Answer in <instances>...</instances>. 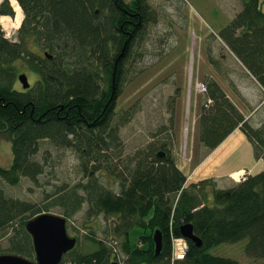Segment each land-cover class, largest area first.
Returning <instances> with one entry per match:
<instances>
[{"label": "trees", "instance_id": "obj_1", "mask_svg": "<svg viewBox=\"0 0 264 264\" xmlns=\"http://www.w3.org/2000/svg\"><path fill=\"white\" fill-rule=\"evenodd\" d=\"M17 2L25 14L17 41L6 39L0 25V135L9 139L13 154L9 167L0 166V241L7 230L12 233L7 252L34 258L32 238L25 228L27 221L49 213V207L55 206L62 207L70 218L87 204L88 218L100 214L118 217L114 232L123 238L125 264H241L209 251L242 241H246L249 259L264 260V170L226 189H217L212 180L189 183L172 157L170 143L150 147L149 155L138 156L126 172L108 167L114 164L112 152L122 147L119 128L132 116L126 111L129 117L114 120L123 70L148 22L147 1ZM241 2V11L232 21L218 36L211 34L208 38L213 42L219 38L264 90L262 2ZM14 16L9 0H4L0 17ZM41 51L52 59L41 55ZM209 60L220 70V63L210 56ZM17 63L27 65L39 78L27 91L13 86ZM205 99L197 119L198 142L213 151L239 128L252 144L255 158L264 161V122L253 127L214 79L207 81ZM209 99L212 103L206 107ZM41 140L79 153L84 173L83 180L66 187L65 194L57 196L45 210L7 198L2 187L3 182L16 185L20 175L35 181L43 174L44 166L32 160ZM157 149L166 150V156L159 158ZM118 156H122L121 151ZM103 170L117 175L121 189L118 194L99 182L96 174ZM184 224L193 225L202 246L187 240L185 259L172 261L173 239L182 238L180 229ZM135 227L150 231L140 236L145 248L131 244ZM156 231L163 234L159 255H155ZM94 242L97 251L89 255L69 252L60 264L117 261L107 245L96 239Z\"/></svg>", "mask_w": 264, "mask_h": 264}, {"label": "rangeland", "instance_id": "obj_2", "mask_svg": "<svg viewBox=\"0 0 264 264\" xmlns=\"http://www.w3.org/2000/svg\"><path fill=\"white\" fill-rule=\"evenodd\" d=\"M10 1L15 18L0 17V25L5 38L16 42L25 14L19 3L18 6L16 5V0ZM146 1L150 7L148 22L145 24L141 38L133 45L123 70L114 120L122 121L121 117H129L124 114L126 111H130L132 116L119 128L122 147L112 152L114 164L108 167L126 172L129 166H133L130 163H133L138 156L146 158L149 155L150 147L159 148L163 143H170L171 154L177 167L189 174L212 152L198 142L197 119L201 105L206 102V94L197 91L195 86L200 83L207 87V81L213 79L210 76L223 80V75L218 74V70L210 64L207 50L209 47L216 49L214 57L220 63L221 71L227 72V69L231 71L239 68L225 46L219 40L213 42L208 37L211 31L220 32L230 23L236 13L241 11L242 2L241 0ZM261 2L264 10V0ZM43 53L44 51H41V55ZM17 67L14 88L21 92L27 91L18 80V75L22 73L27 74L30 84L35 86L38 76L24 63H17ZM177 90H179L178 94ZM260 117L259 114L256 119ZM231 145L229 144L228 147ZM39 147L38 154L32 157V160L44 166L43 174L35 181L20 175L16 185L3 182L2 187L7 198L29 202L45 210V207H48L57 196L65 194L66 187L71 188L83 180V162L79 153L73 149L56 147L48 140H41ZM157 150L166 152L163 149ZM119 151L121 157L118 156ZM220 155L221 152L207 164V167L215 165ZM12 162L11 142L0 135V166L9 167ZM93 164L95 163L91 166ZM237 165L244 166L247 170L252 168L254 174L264 170V167L256 166L253 149L248 144L243 146L240 156L225 161L217 169L219 171L215 172V176ZM201 173L196 174L193 181L201 178ZM96 176L105 188L116 194L120 192V180L117 175L103 170L97 172ZM210 188L211 184L207 186V189ZM87 209L88 205L83 204L70 218L66 217L64 209L59 206L49 207L48 211L67 219L69 236L78 240L76 248L72 250L75 254L89 255L97 251L98 246L94 242L96 239L102 241L111 251L114 246L118 250L119 257L125 259L122 250L123 238L114 232L118 217L100 214L88 218ZM149 233L148 229L135 227L130 235L131 244L145 248L141 237ZM11 234V230H7L0 241L2 253H8V239ZM245 245L246 241L223 244L209 252L214 256L242 261L247 257ZM31 260H35V256ZM246 261L244 260L243 264H248ZM251 264H264V260L253 261Z\"/></svg>", "mask_w": 264, "mask_h": 264}, {"label": "crops", "instance_id": "obj_3", "mask_svg": "<svg viewBox=\"0 0 264 264\" xmlns=\"http://www.w3.org/2000/svg\"><path fill=\"white\" fill-rule=\"evenodd\" d=\"M210 34L218 36L219 32L211 31ZM218 40L224 45V43L219 38ZM225 48L228 50L226 46ZM228 52L235 59V61L237 62L236 64L237 66H239V68L237 70L231 71L227 69V72L218 70V74L223 75V80L215 78L213 76L210 77H212L220 84L229 99L244 115L245 120L249 121V123L253 127L258 128L264 122V90L255 80V78L249 74V72L245 69L241 62L229 50ZM207 54L212 58V60H214L215 63H219L214 57V54H216V49L214 47H209V49L207 50ZM229 67H232V65H229ZM259 114L261 115V117L259 119H256ZM229 144H232L231 147H228ZM248 144L253 149V146L248 141L246 135L239 128L236 129L214 151L210 152L206 157H204V159L193 168L191 173L188 174L187 172L183 171L184 175L187 177V182L197 183L204 180H212L218 189H226L238 183L231 179V175H233L234 173L247 172L249 176L254 175L252 168L247 170L244 166L237 165L227 171H223V174L215 176V172L219 171L217 169H219L225 161L230 160L232 157L240 156L241 149L244 145L248 146ZM220 152L221 155L217 159L215 165H212V167H207V164L211 162L214 157ZM255 164L256 166L259 165L262 168L264 167L263 160H257L255 158ZM200 172H202L201 178L197 179V181H193L195 175ZM244 260H247L246 263L248 264L253 263L252 259L246 257V259L240 261L241 264H243Z\"/></svg>", "mask_w": 264, "mask_h": 264}, {"label": "water", "instance_id": "obj_4", "mask_svg": "<svg viewBox=\"0 0 264 264\" xmlns=\"http://www.w3.org/2000/svg\"><path fill=\"white\" fill-rule=\"evenodd\" d=\"M46 57L52 59L47 52ZM18 80L24 90L31 88L28 76L25 73L18 75ZM115 83V78L114 81ZM165 152L158 153L159 158H164ZM26 231L32 238L35 260L14 253L0 254V264H60L63 257L77 246V239L69 236L67 231V219L55 214L42 213L28 220L25 225ZM181 236L192 241L197 246L202 241L194 233L193 225L184 224ZM155 255H159L163 247V234L160 231L154 233ZM111 264H119L113 261Z\"/></svg>", "mask_w": 264, "mask_h": 264}, {"label": "built area", "instance_id": "obj_5", "mask_svg": "<svg viewBox=\"0 0 264 264\" xmlns=\"http://www.w3.org/2000/svg\"><path fill=\"white\" fill-rule=\"evenodd\" d=\"M197 91L201 92V93H206L207 92V88L205 85L203 84H197L196 86ZM212 103L211 100H208L207 105H210ZM236 175H233L232 178L235 179ZM242 180H245V177H242ZM187 251H188V247L186 245V243L182 240H178L175 244H174V249H173V260H183L185 259L186 255H187ZM114 254L117 255L118 251L116 249H114ZM68 264H71L70 262Z\"/></svg>", "mask_w": 264, "mask_h": 264}, {"label": "bare ground", "instance_id": "obj_6", "mask_svg": "<svg viewBox=\"0 0 264 264\" xmlns=\"http://www.w3.org/2000/svg\"><path fill=\"white\" fill-rule=\"evenodd\" d=\"M0 2H1V0H0ZM16 5H17V1H16ZM18 6V5H17ZM21 11V10H20ZM21 13H22V11H21ZM241 173H243V172H240L239 174H236L237 176H235L236 178L241 174ZM235 182H238V183H240V182H242V180H236ZM48 214H51V213H48ZM40 215V214H39ZM178 240H182V241H184L185 243H186V245H187V247H188V250H189V245H188V243H187V239H185V238H179V239H173V249H174V244L178 241ZM195 244V243H194ZM202 246V245H201ZM201 246H198V247H201ZM71 252V251H70ZM188 252V251H187ZM172 256H173V251H172ZM116 257H117V261L116 262H118L119 264H123V260L119 257V255L117 254L116 255Z\"/></svg>", "mask_w": 264, "mask_h": 264}]
</instances>
